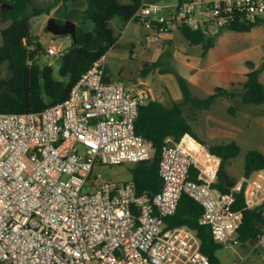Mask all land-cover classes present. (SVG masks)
I'll list each match as a JSON object with an SVG mask.
<instances>
[{
	"label": "built area",
	"instance_id": "built-area-1",
	"mask_svg": "<svg viewBox=\"0 0 264 264\" xmlns=\"http://www.w3.org/2000/svg\"><path fill=\"white\" fill-rule=\"evenodd\" d=\"M134 19L157 35L185 27L212 37L264 23V0H141ZM156 41L147 36L145 44ZM106 70L103 56L62 103L41 113L0 114V264H211L193 231L166 226L184 195L201 206L199 225L215 244L236 242L242 213L233 205L243 184L225 194L215 188L221 159L188 134L163 146L154 196L138 194L133 179L97 177L154 155L135 131L140 107L153 101L150 89L111 81ZM244 193L248 208L264 202L255 185ZM257 245L264 247V234Z\"/></svg>",
	"mask_w": 264,
	"mask_h": 264
},
{
	"label": "trees",
	"instance_id": "trees-1",
	"mask_svg": "<svg viewBox=\"0 0 264 264\" xmlns=\"http://www.w3.org/2000/svg\"><path fill=\"white\" fill-rule=\"evenodd\" d=\"M79 2L85 4L83 10L72 8ZM1 3V2H0ZM31 0H13L12 9L2 13V21L10 24L0 31V114L28 115L38 114L47 108L62 103L72 88L78 83L94 62L107 56L118 42L110 23L118 17L125 23L138 22L134 19L140 8L141 0H57L54 7L65 10L64 18L74 24L71 32L72 44L61 56L59 79L55 77L51 66L40 64L44 49L40 38L36 36L30 25L35 16L50 13V8H34L28 10ZM67 11V12H66ZM59 26L61 21L53 19ZM91 22L92 30L85 25ZM255 25L232 29L236 32H249ZM182 35L193 45H203L206 52L212 48L211 40L202 31L188 28L180 29ZM33 47V50L30 48ZM7 66L8 75L1 77V71ZM161 66L160 62L145 63L141 75L148 76ZM260 70L250 71L246 75L242 91L239 94L224 88H216L214 93L204 99L194 97L185 78L177 75V82L182 93V100L170 105L158 101H150L140 107L135 123L136 134L150 143L154 150L150 161L134 165L130 170L136 184L138 194L154 196L162 188L159 176L161 151L167 140L179 142L186 134L207 146L211 153L221 159L218 180L215 184L221 193H229L237 185L227 171L228 164L238 158L241 147L235 141L221 144H208L194 132L190 120L184 114L185 107L197 111H207L222 98L240 97L244 105H264V86L260 82ZM264 171V154L258 149L247 152L244 161V179ZM247 183H243V191L236 194L233 211L242 213V221L236 231V243L243 247L258 243L259 236L264 234V202L257 207L248 208L245 199ZM202 214L201 206L190 197L184 195L173 217L165 220L168 229L186 227L193 231L200 241V252L208 257L211 264H222L217 252L223 248L214 243L210 228L199 225Z\"/></svg>",
	"mask_w": 264,
	"mask_h": 264
},
{
	"label": "rangeland",
	"instance_id": "rangeland-1",
	"mask_svg": "<svg viewBox=\"0 0 264 264\" xmlns=\"http://www.w3.org/2000/svg\"><path fill=\"white\" fill-rule=\"evenodd\" d=\"M0 2L1 31L10 24L2 21L1 6L10 5L13 0H0ZM56 5L57 0H31L28 8L30 12L34 8L51 9L49 14L44 13L30 20L31 30L40 38L44 52L51 46L61 47L66 51L72 44L71 32L74 24L66 21L65 10L54 8ZM69 7V10L71 7L83 10L85 4L79 2ZM53 19L61 21V24L57 26ZM110 25L118 38V45L109 52V56L121 60V65L109 64V73L113 76H116L121 68L137 73L138 69L142 70L145 63L160 62L161 72L169 69L185 78L192 95L198 99L213 94L216 88H224L236 94L241 93L246 75L253 70L261 71L259 79L264 86V23L255 25L252 30L245 33L225 29L216 36L207 35L206 41L211 40L213 43L212 48L207 52L203 45H193L186 40L179 28H173L170 36H163L151 32L138 22L125 23L118 17L114 18ZM85 29L92 30V23L87 22ZM147 36H158L160 41L145 44ZM1 42L0 33V45ZM40 64L51 66L55 77L59 79L61 56H48L44 53ZM7 75V66H4L1 77ZM143 84L153 89H163V85L156 86L155 79H151L149 84ZM155 90L157 89H154V97H156ZM166 95L167 91L161 93L162 97ZM171 102L173 101H169L167 105ZM184 114L190 120L196 135L206 143L219 144L230 141L238 143L241 153L228 164L227 171L235 179L236 184H243L247 152L259 149L264 154V105H244L237 96L230 99L222 98L207 111L185 107ZM98 170L95 169L94 174ZM96 175L103 180H113L118 176L112 167L104 168ZM246 183L248 191H252L253 185L264 190V181L256 174ZM253 193L256 194V190ZM217 256L222 264H264V247L257 244L243 247L235 242L223 246L217 252Z\"/></svg>",
	"mask_w": 264,
	"mask_h": 264
},
{
	"label": "crops",
	"instance_id": "crops-1",
	"mask_svg": "<svg viewBox=\"0 0 264 264\" xmlns=\"http://www.w3.org/2000/svg\"><path fill=\"white\" fill-rule=\"evenodd\" d=\"M117 45H118V42L111 51H113L117 47ZM112 63H119V65H121V60H119L118 58H110L109 53H108L106 56V67H107L106 74L109 80L121 82L124 84L127 83L128 85H131V84H135L134 82L136 81L139 82L137 84H140L142 82L145 84H149L151 79H155L156 86L163 85V89L154 88V89H157L155 90L156 97H154V93H153L154 89L147 87L151 89L153 101H158L162 104H167L171 100L175 102H179L182 100V93L180 91L177 78H176L177 74L173 73L171 70L165 69L166 70L165 72H161L160 68H158V69L153 70L150 74H148V76L143 77L139 69L136 73V72L130 71L129 69L121 68L120 70H118L119 72H117V75L113 76L109 73V68H108L109 64L111 65ZM165 91H167V95L166 97H162L161 93L162 92L164 93ZM223 143H227V142H223ZM112 168L115 170V173L118 175L113 180L119 181V182H125V181H129L132 179V174L130 172V170L132 169V166L123 165V166L112 167ZM256 175H258L259 177L263 176L264 171L256 173ZM250 192L251 191L249 190V193Z\"/></svg>",
	"mask_w": 264,
	"mask_h": 264
},
{
	"label": "water",
	"instance_id": "water-1",
	"mask_svg": "<svg viewBox=\"0 0 264 264\" xmlns=\"http://www.w3.org/2000/svg\"><path fill=\"white\" fill-rule=\"evenodd\" d=\"M147 1L150 2V3H155V2H160L161 0H147ZM11 9H12V6L8 5V4H3L1 6L2 13H6V12L10 11Z\"/></svg>",
	"mask_w": 264,
	"mask_h": 264
}]
</instances>
